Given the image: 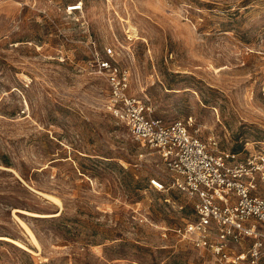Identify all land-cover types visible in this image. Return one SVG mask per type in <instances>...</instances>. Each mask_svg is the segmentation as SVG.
Segmentation results:
<instances>
[{"label": "rangeland", "instance_id": "1", "mask_svg": "<svg viewBox=\"0 0 264 264\" xmlns=\"http://www.w3.org/2000/svg\"><path fill=\"white\" fill-rule=\"evenodd\" d=\"M106 46L152 116L264 151V0H0V235L34 251L0 239V264H219L176 235L190 201L152 188L160 156L107 110Z\"/></svg>", "mask_w": 264, "mask_h": 264}, {"label": "built area", "instance_id": "2", "mask_svg": "<svg viewBox=\"0 0 264 264\" xmlns=\"http://www.w3.org/2000/svg\"><path fill=\"white\" fill-rule=\"evenodd\" d=\"M83 10L69 6L68 13ZM95 58L106 80L107 110L126 125L134 140L156 152L167 180L151 179L156 191L175 189L193 208V218L174 231L184 243L209 252L219 264H264V151L244 156L220 149L214 137L204 140L192 118L170 123L152 116L142 99L130 93V73L114 46Z\"/></svg>", "mask_w": 264, "mask_h": 264}, {"label": "bare ground", "instance_id": "3", "mask_svg": "<svg viewBox=\"0 0 264 264\" xmlns=\"http://www.w3.org/2000/svg\"><path fill=\"white\" fill-rule=\"evenodd\" d=\"M45 197L50 198L51 200H53L55 203H60V201L49 194H44ZM21 212L30 214V215H35V216H58L59 212H55V213H36V212H31L28 210H21ZM20 225L21 227L26 231L27 235L29 236L31 242L33 243V245H35L37 248H41L40 242L36 236V234L34 233V231L30 228V226L23 220L19 219ZM0 239H4L7 241H10L12 243H14L15 245H17L18 247H21L29 252H34L30 247H28L25 243H23L22 241L18 240V239H14L12 237L9 236H2L0 235Z\"/></svg>", "mask_w": 264, "mask_h": 264}]
</instances>
